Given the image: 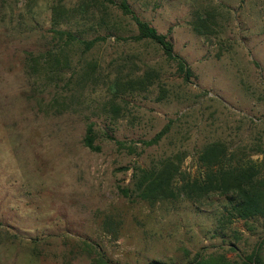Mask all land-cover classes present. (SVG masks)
<instances>
[{
  "label": "rangeland",
  "instance_id": "rangeland-1",
  "mask_svg": "<svg viewBox=\"0 0 264 264\" xmlns=\"http://www.w3.org/2000/svg\"><path fill=\"white\" fill-rule=\"evenodd\" d=\"M122 4L189 77L134 39ZM166 124L158 144H141ZM89 125L99 151L84 146ZM215 141L261 160L264 0H0V264L241 263L264 219L221 221L217 194L150 205L132 193L137 168L180 154L178 191Z\"/></svg>",
  "mask_w": 264,
  "mask_h": 264
},
{
  "label": "trees",
  "instance_id": "trees-1",
  "mask_svg": "<svg viewBox=\"0 0 264 264\" xmlns=\"http://www.w3.org/2000/svg\"><path fill=\"white\" fill-rule=\"evenodd\" d=\"M125 14L134 20L138 34L135 40H149L159 45L166 58L176 63L177 69L185 77L190 76L186 63L173 52V46L164 35L158 34L147 23L140 21L126 4L121 5ZM61 36L67 37V45L74 41L72 34L60 31ZM96 40L85 42L86 49H90ZM53 62L59 64L57 57ZM170 124H166L150 140L141 141L145 147L158 144L170 131ZM113 140V138H110ZM95 135L92 125H89L83 140L84 146L91 151H99L94 144ZM119 147H124L120 141H115ZM244 149L230 150L223 142L215 141L202 146L197 160L202 169L198 178L183 180L178 191L174 188V180L180 175L183 156L176 154L166 158L152 168H137L132 177V193L150 205L159 200L172 199L178 195H185L187 199H201L209 194L223 197V214L221 221L232 223L234 221H247L254 218L264 219V143L259 144L254 154L261 160H252ZM124 197L129 196V189L119 188ZM178 192V193H177ZM95 264H106L100 257ZM149 264H165L152 261ZM191 264H264V237L256 244L254 250L241 263L230 262L224 256L218 258H204L197 255Z\"/></svg>",
  "mask_w": 264,
  "mask_h": 264
}]
</instances>
